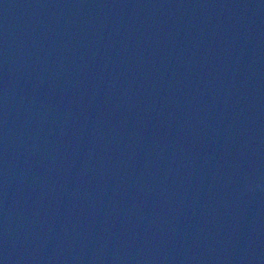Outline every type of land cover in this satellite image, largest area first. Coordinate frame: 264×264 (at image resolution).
<instances>
[{
	"label": "water",
	"instance_id": "1",
	"mask_svg": "<svg viewBox=\"0 0 264 264\" xmlns=\"http://www.w3.org/2000/svg\"><path fill=\"white\" fill-rule=\"evenodd\" d=\"M0 264H264V0H0Z\"/></svg>",
	"mask_w": 264,
	"mask_h": 264
}]
</instances>
